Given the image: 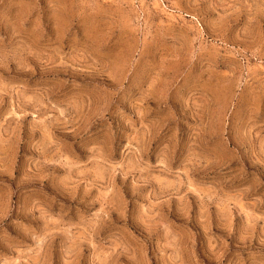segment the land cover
<instances>
[{
	"label": "rangeland",
	"instance_id": "obj_1",
	"mask_svg": "<svg viewBox=\"0 0 264 264\" xmlns=\"http://www.w3.org/2000/svg\"><path fill=\"white\" fill-rule=\"evenodd\" d=\"M0 264H264V0H0Z\"/></svg>",
	"mask_w": 264,
	"mask_h": 264
}]
</instances>
